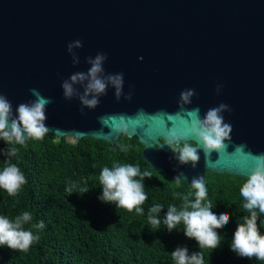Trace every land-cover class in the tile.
<instances>
[{"label":"water","instance_id":"water-1","mask_svg":"<svg viewBox=\"0 0 264 264\" xmlns=\"http://www.w3.org/2000/svg\"><path fill=\"white\" fill-rule=\"evenodd\" d=\"M97 55L106 88L86 95ZM78 73L86 79L72 81ZM118 75L119 88L108 79ZM33 90L50 101L44 123L56 137L136 136L139 158L166 178L191 185L209 170L247 179L264 154V0H0V95L15 115ZM222 104L231 131L224 149L206 152L192 113L202 120ZM187 142L196 162L171 148Z\"/></svg>","mask_w":264,"mask_h":264},{"label":"trees","instance_id":"trees-1","mask_svg":"<svg viewBox=\"0 0 264 264\" xmlns=\"http://www.w3.org/2000/svg\"><path fill=\"white\" fill-rule=\"evenodd\" d=\"M184 144L171 148L180 151ZM12 147L16 154L7 156ZM142 148L136 136L125 134L114 142L89 136L69 140L49 132L39 140L28 138L22 145L0 140V170L15 164L26 180L15 195L0 188V215L14 221L24 212L30 213L32 219L22 227L39 237L27 251L0 246V264H176L171 252L177 247H186L189 256L200 252L204 264H264L255 257H239L230 248L237 224L250 216L240 194L245 178L209 170L203 174L212 211L219 215L226 210L230 219L217 230L219 247L199 248L184 235L182 223L172 231L164 224L168 207L181 209L185 197L194 199L195 190L154 171L139 158ZM118 164H132L141 174L151 173L142 180L147 199L139 206L141 213L102 199L100 172ZM157 204L162 206L155 214L161 223L154 228L148 217ZM256 211L257 226L264 235V213ZM41 221L43 228L38 227Z\"/></svg>","mask_w":264,"mask_h":264},{"label":"clouds","instance_id":"clouds-1","mask_svg":"<svg viewBox=\"0 0 264 264\" xmlns=\"http://www.w3.org/2000/svg\"><path fill=\"white\" fill-rule=\"evenodd\" d=\"M75 46H80V41H75ZM73 47L69 45V50ZM102 55H97L91 60V68L87 74L89 82L86 86V95L89 92L101 94L105 91L106 84L97 77V73L102 71ZM72 81L86 79L83 73H78L71 77ZM114 85L119 88L122 83L120 75L108 77ZM64 95H72L71 84L65 82L63 85ZM33 94L36 99L31 103H21L13 109L11 102L3 95H0V140L6 144H24L28 138L41 139L49 132L45 125L46 120L45 107L50 102L47 98L41 96L35 90ZM192 95L191 91L182 92L181 99L188 100ZM81 100L88 107H94L98 101L94 98ZM220 105L219 108H212L207 111L201 120L198 110H195L193 128L196 136L199 138L206 152L220 151L225 148L224 140L229 137L231 131L230 125L223 122V117L219 114L220 110L225 108ZM122 125L116 126V131L122 129ZM17 152L15 147L6 151L7 156H14ZM179 160L182 163L189 161L196 162L198 153L195 147L185 143L179 151ZM255 165L248 174L246 181L240 188V194L244 198V209L250 213V216L244 218V223L237 224L231 242V250L242 258L251 259L255 257L258 260H264V235H262L257 226V209L264 213V154L253 157ZM151 173L141 174L140 169L132 164L114 165L113 167H104L99 175V181L102 185V199L105 202L115 203L117 207L128 211L136 210L141 213L143 210L139 207L146 199L144 185L142 180ZM140 177V179H136ZM177 183L180 178H176ZM26 183L25 177L15 164H8L3 170H0V188L4 189L10 196L15 195L21 186ZM191 187L194 189V199L184 198L181 209L176 206H169L164 215V224L168 231H172L177 225L183 224L184 235L196 241L199 248L216 249L220 245V236L218 229L223 228L229 222V213L222 210L217 215L213 209L211 201H207V189L201 179H193ZM87 191V188L81 192ZM69 194L72 189H68ZM191 195V194H190ZM162 206L157 204L150 209L151 215L148 219L154 228H159L161 223L157 214ZM32 216L24 212L21 216L10 221L7 217L0 215V246L6 245L12 250L27 251L38 236H34L29 230H24L22 225L29 222ZM38 227L43 228L41 221ZM176 264H204V258L200 252H194L189 256L186 247H177L171 252Z\"/></svg>","mask_w":264,"mask_h":264},{"label":"rangeland","instance_id":"rangeland-1","mask_svg":"<svg viewBox=\"0 0 264 264\" xmlns=\"http://www.w3.org/2000/svg\"><path fill=\"white\" fill-rule=\"evenodd\" d=\"M67 139H69V140H73V137L67 136Z\"/></svg>","mask_w":264,"mask_h":264}]
</instances>
